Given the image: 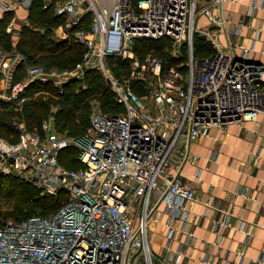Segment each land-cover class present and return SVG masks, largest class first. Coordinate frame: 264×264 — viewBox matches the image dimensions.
I'll return each instance as SVG.
<instances>
[{"label": "built area", "instance_id": "obj_1", "mask_svg": "<svg viewBox=\"0 0 264 264\" xmlns=\"http://www.w3.org/2000/svg\"><path fill=\"white\" fill-rule=\"evenodd\" d=\"M33 1L0 0V20L10 15L5 29L14 45L22 28L14 24L17 10ZM222 1L42 0L62 18L54 38L81 44V57L69 67L47 66L28 63L16 46L2 51L0 100L21 110L33 95L57 96L72 81L75 91L85 89L86 73L95 69L117 108L93 109L78 136L60 130L54 116L34 129L18 120L15 141L0 136V176L14 175L44 195L64 194L47 215L0 222V264H180L172 224L165 251L154 253L148 223L158 220L161 204L168 220H188L186 203L196 198L182 173L189 142L214 126L264 117V63L217 38L224 20L214 9ZM200 14L209 19L203 26ZM195 36L209 43V54L195 55ZM161 38L168 55L153 46L138 50L139 39ZM21 62L25 73L17 80ZM32 83L48 87L30 93ZM70 146L77 147L79 167L60 160ZM233 225L225 216L213 228ZM243 256L241 250L239 264ZM256 261L264 264V253Z\"/></svg>", "mask_w": 264, "mask_h": 264}, {"label": "crops", "instance_id": "obj_2", "mask_svg": "<svg viewBox=\"0 0 264 264\" xmlns=\"http://www.w3.org/2000/svg\"><path fill=\"white\" fill-rule=\"evenodd\" d=\"M214 12L224 20L217 34L221 43L238 53L248 48L247 59L264 63V0H223ZM17 13L28 17L30 9ZM26 21L30 25L29 17ZM208 22L199 15L198 26ZM186 153L182 173L195 186L196 198L186 203L190 216L185 222L168 220L161 204L156 251H165L170 223L171 248L181 249L180 264H207L205 259L239 264L241 250L240 264H259L256 259L264 253V117L214 126L192 139ZM225 216L234 225L217 232L213 223Z\"/></svg>", "mask_w": 264, "mask_h": 264}, {"label": "trees", "instance_id": "obj_3", "mask_svg": "<svg viewBox=\"0 0 264 264\" xmlns=\"http://www.w3.org/2000/svg\"><path fill=\"white\" fill-rule=\"evenodd\" d=\"M9 17L10 15H5L0 20V50L16 46L23 53L28 63H41L47 66L69 67L81 57L83 51L81 44L58 42L54 38L53 28L62 22V18L60 15L55 14L51 8L42 7V0L33 1L28 15L30 25L25 24V26H22L15 45L13 37L5 29ZM166 44L167 40L165 38L139 39L138 50L145 52L153 46L158 53L163 54V48ZM210 51L209 43L204 38L195 36V55H206ZM17 70L15 77L20 80L25 73L24 62L18 65ZM101 79V75L95 69L89 70L86 73L87 87L85 89L75 91L78 82L72 81L66 85L63 92H56L57 97L49 95L47 98L42 96L35 97L23 103L21 110L16 109L12 103L0 100V136L10 141L17 140L19 130L16 128V122L20 120V116H23L28 126L33 127L31 129L39 128L41 121L48 114L50 105H53V103L60 105L56 115L57 126L60 130H65L66 133L72 135L84 133L89 125V106L87 104L89 95L96 93L104 105L113 100V105L115 106L113 93L109 87L107 88L104 85L105 83L101 82ZM44 87L48 86L32 83L28 90L31 93L32 90L36 91ZM49 89L53 91L52 88ZM76 151L77 149L73 148V146L64 148L60 157L61 162L69 167H79L80 162L75 156ZM66 161L69 163H66ZM70 163L73 165H70ZM75 163L76 165H74ZM0 197L14 199V210L10 211V213L13 212L11 214L19 215V217L15 218L22 219L38 214L34 213L36 208L40 210L41 215H47L55 211L61 205L64 194H41L40 189L33 184L14 175L7 174L0 176ZM27 214L30 215L24 216ZM2 220L0 217V222Z\"/></svg>", "mask_w": 264, "mask_h": 264}, {"label": "rangeland", "instance_id": "obj_4", "mask_svg": "<svg viewBox=\"0 0 264 264\" xmlns=\"http://www.w3.org/2000/svg\"><path fill=\"white\" fill-rule=\"evenodd\" d=\"M26 20H28V17L25 14L24 15H18V18L15 20L14 23L17 26H25L24 24H26V22H27ZM54 35H55V32L53 31V36ZM10 49H12V47ZM10 49H5V50H10ZM2 51H4V50H0V53ZM181 51H182L183 54H185V51L186 50H185V47L184 46L181 47ZM164 54L168 55V52H164ZM97 73H99L101 75V78H102L101 79V82L105 83L104 85L108 88L109 86L107 85V82H106L105 78L103 77V75L99 71H97ZM31 92L34 93L35 91L32 90ZM43 95L44 94H42V93H38L36 95H33L32 99H34L35 97L38 98V97H41V96L43 98H47V96L44 95L45 96L44 97ZM55 97H57V96H55ZM87 104L89 106L88 120L90 118V114H91V112H92L93 109H101L102 111H105V110H107V111H109V110H111V111L112 110H116L115 106L113 105L114 104L113 103V100H110L109 103H107L106 105H104L102 103V101H101V98H99V96L96 95V93H93V94H91V95L88 96V98H87ZM59 109H60V105L53 103V105H50L48 114H46L45 118H49V117L54 116L55 121L57 123L56 115H57V112L59 111ZM20 120H24L23 119V116H20ZM26 126L28 127V129L33 128V127L28 126L27 124H26ZM72 136H78V135H72ZM73 148L77 149L76 146H73ZM76 153H77V151H76ZM66 163H69V162L66 161ZM70 165H73V164L70 163ZM74 165H76V163ZM14 204H15L14 199L0 197V211H1L0 217L2 219L19 217V215L16 216L15 214H11L13 212L10 213V211H13L14 210ZM159 209H162V205L159 206ZM34 213L41 214V212H40V210L38 208H36V210L34 211ZM30 214H32V213H30ZM30 214H27V215H24V216H28ZM160 223H161V220L160 219H159V221L157 220L156 222L150 220L149 223H148V238H149V242H150V247H151V249H152V251L154 253H158L156 251V242L154 240L156 239V237H155L156 236L155 230L157 231L158 227L160 226Z\"/></svg>", "mask_w": 264, "mask_h": 264}]
</instances>
